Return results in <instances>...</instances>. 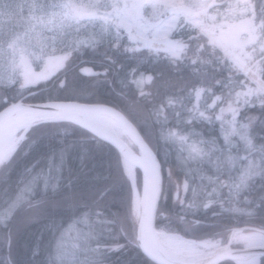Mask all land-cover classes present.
<instances>
[{
	"label": "snow or ice",
	"instance_id": "obj_1",
	"mask_svg": "<svg viewBox=\"0 0 264 264\" xmlns=\"http://www.w3.org/2000/svg\"><path fill=\"white\" fill-rule=\"evenodd\" d=\"M4 3L0 0V5ZM143 6L144 0H17L15 19L24 21L27 28L6 46H0V88L15 87L35 96L36 90L47 91L42 86L66 72L72 60L83 56L88 48L93 53L100 47L123 50L129 54L127 59L135 62L119 83L124 87L136 85L143 96L149 94L143 85L161 77L158 90L163 89V97L154 112L163 119L157 120L160 126L155 135L144 137L142 190L131 181L121 194V169L115 177H105L103 184L96 177L87 197L67 196L63 194L65 189L78 181L80 169L94 158L100 139L72 114L75 109L91 106L92 93L57 95L27 105L31 114L27 133L17 137L0 132V234L5 244L2 264H22L12 253L14 229L36 223H40V235L31 249L32 264H106L109 253L137 240L134 220L142 218L145 199H151L157 208L161 201L167 204L171 200L173 209H178V220L186 224L185 234L210 229L199 242L202 248L197 264H264V80L237 87L238 79L220 74L227 70L218 61H205L203 49H194L178 34H153L149 39L135 31L129 9ZM85 20L98 21L99 30L81 36L79 26ZM33 37L38 49L25 44V38ZM143 47L163 52L165 58L144 68L145 59L139 55ZM41 54L47 57L45 70L33 71L31 58ZM105 59L117 63L114 56L105 55ZM185 60L188 64L184 67L192 66L188 75L182 74ZM158 63H164L173 75L166 77L165 71H155ZM209 63L213 66L210 76ZM118 67L123 69L124 64ZM177 73L181 75L176 77ZM79 74L91 78L107 75V70L100 73L82 62ZM205 76H209L207 81ZM67 86L65 75L57 87L64 90ZM3 103L8 105L7 96ZM238 117L248 123L239 124ZM197 121L206 122L211 129H216L219 122V129L210 140L197 139L189 145L192 137L202 135L195 131ZM249 125L251 135L247 132ZM161 140H179L187 145L188 156L181 158L183 162L197 161L195 170H183V181L174 179L176 171L169 152H161L156 146ZM237 159L244 165L242 170L235 167ZM77 163L79 167H74ZM193 171L200 183L193 180ZM32 173L42 177L43 186L28 181L21 187L22 178ZM117 202L120 207L114 209ZM57 208L59 211H50ZM209 214L214 223H208ZM69 239L73 241L70 247Z\"/></svg>",
	"mask_w": 264,
	"mask_h": 264
},
{
	"label": "trees",
	"instance_id": "obj_2",
	"mask_svg": "<svg viewBox=\"0 0 264 264\" xmlns=\"http://www.w3.org/2000/svg\"><path fill=\"white\" fill-rule=\"evenodd\" d=\"M216 1L215 7L225 8L230 4L235 3L237 0H208ZM256 5L257 20L261 23V32L264 35V0H253ZM204 2H201L199 5H203ZM220 5H223L221 7ZM198 6V5H197ZM185 8L173 9L166 15L172 14L179 11V21L177 27L174 29L173 34H178L183 37L184 40L189 41L192 47L195 49L201 47L203 49L202 58L205 61H218L223 69L227 71L220 72L221 75H232L233 79H238L239 85H245V87L252 86L255 83L244 73V71L239 67V64L235 62L233 53L228 49L221 47L219 44H216L202 29L201 26L194 25L190 19H188V14L183 12ZM125 31L124 29H122ZM88 48V45L84 46ZM164 53H156L152 50H141L139 52L140 56H143L145 59L144 68L153 67V63H156L159 59L165 58ZM264 54V53H260ZM105 55L114 56L117 58V63H111L109 60L105 59ZM129 54L125 53L123 50L120 52H114L111 48L100 47L98 53H93L91 48H88V51L85 52L83 56H77L72 60L68 65L66 72H62L60 75L56 76L49 84L43 85L42 88H46L47 91L36 90L38 94L35 96L30 95L28 92H19L17 88H0V109L6 105L3 103V98L7 96L8 103L26 97L27 100L38 101L45 100L49 97H64L66 95L79 93L81 91H86L92 93L90 97L91 102H103L116 106L124 113H126L140 128L143 135L146 136L149 133L155 135L159 131V124L157 123L158 119H163V117H157L155 115L154 109L159 105L160 100L163 97V89L158 90V85L160 84L161 77H157L155 83L150 84L146 83L143 85L145 93L147 95H140L139 90L136 88V85L127 84V87L122 86L119 83V78L126 74L127 68L134 63L135 61H130L127 59ZM161 55V56H160ZM261 64L259 67V72L262 77H264V57L261 58ZM84 67H93L95 71L103 73L104 70H107V75H99L96 77H82L79 74V68ZM120 63L124 64V68L121 69L118 67ZM47 64V57L41 62H36L37 72L44 71L45 65ZM188 64L185 60L181 64L183 69L182 74L188 75L191 65L184 67ZM207 72L210 74L213 72V66L211 63L207 64ZM198 67V65H197ZM155 71H165V76L173 75L170 69L166 68L164 63H158L154 65ZM67 76L68 86L64 90L58 89L57 85L64 76ZM176 77L181 75V73L175 74ZM209 76H205V81L208 80ZM131 79V77H129ZM127 82V81H126ZM195 103V99H193ZM171 119V116H169ZM239 124H247L248 121L240 119L238 117ZM174 127L173 124L169 125ZM181 129L183 125L180 126ZM219 129V122H217L216 129H211L210 126L205 122L201 123L200 121L196 122L195 131L202 133L200 137H192L188 141V144H192L197 139H203L205 141L210 140L215 137L217 130ZM247 132L249 135L252 134V125H249ZM93 133V132H92ZM88 135L89 133H83ZM100 137V136H99ZM222 138V137H221ZM238 139V138H237ZM259 143V141H255ZM97 147L95 150L94 158L86 161L85 166L80 169L79 179L76 183L73 184L71 189H65L64 195L67 196H84L87 197L90 194L91 186L96 183L95 178L99 177V183H105V177H115L117 173L122 169V184L118 189L121 194H124L127 191L129 182L133 181L131 176H128V170L126 168L125 158L122 153L109 141L100 137L96 141ZM241 147H243V142H240ZM156 146L161 152L168 151L169 159L172 166L175 168L176 176L174 179L180 181L184 180L183 170L191 168L195 170L198 167L196 160H189L186 164L181 159L182 157L188 156L187 145H182L179 140L173 142L171 140L165 142L163 140L156 142ZM204 147V145H200ZM211 148L212 145L207 146ZM233 155H237L233 153ZM244 152L241 151L239 156L242 157ZM74 167H79L78 163ZM235 167L243 169L244 165L241 163L240 159L235 161ZM127 177V179H123ZM192 178L196 183H200L199 176L193 171ZM223 178V177H222ZM28 181H35L39 183L40 186H43L42 177L38 176L37 173H32L27 177L22 178L21 187L24 183ZM136 181L138 187L143 188V172L140 168H136ZM207 183V181H205ZM227 190L225 189V192ZM120 204L117 202L113 205V208H119ZM160 209L164 212V215L161 213L158 218V226L164 227L172 230H178L184 232L186 227L185 223H181L177 218L178 209H173L171 205V200L169 203L165 204L161 201ZM50 211H59V209H50ZM141 219V218H140ZM140 219L134 220L136 224V235L138 237V228L140 224ZM207 221L214 223V219L209 214ZM42 223V222H41ZM239 226H245L243 224ZM67 227V226H66ZM210 231L207 228H201L194 231L191 234L192 236L204 237V233ZM40 235V223L31 224V225H20L18 229H14L13 237V256L14 258L22 262V264H32L30 260L31 249L34 243L37 240V237ZM74 235V233H73ZM45 239H47V234H45ZM73 241L69 239V247ZM139 244V240L131 241L128 246L121 251L109 253L106 257V264H157L151 260L145 252L142 250L141 246H136ZM140 245V244H139ZM4 237L0 234V259L4 258ZM40 259L39 257L37 258ZM2 264V261H0Z\"/></svg>",
	"mask_w": 264,
	"mask_h": 264
},
{
	"label": "rangeland",
	"instance_id": "obj_3",
	"mask_svg": "<svg viewBox=\"0 0 264 264\" xmlns=\"http://www.w3.org/2000/svg\"><path fill=\"white\" fill-rule=\"evenodd\" d=\"M208 0H186L183 12L188 14V19L196 26H201L204 32L221 47L233 53L235 62L245 74L256 83L264 80L259 72L261 61L264 57V35L261 32V23L257 20V12L254 15L251 0H237L225 8L211 11L200 9L206 7ZM204 2L203 5H199ZM198 5V6H197ZM181 6V7H183ZM179 7V8H181ZM176 7L165 0H144V6L133 7L129 13L135 19L134 30L143 32L148 38L153 34H171L177 26L179 11L166 15ZM178 9V8H176ZM217 9V8H216ZM17 0H5L0 5V27L3 35H0V46L7 43L17 34H23L27 28L24 21H17ZM80 27V35L85 36L88 32L98 31L99 22L90 23L85 20ZM123 29V28H122ZM121 29V31H123ZM25 44L29 49H38L39 44L35 37L25 38ZM46 58L43 54L39 58L32 57L31 62ZM128 139L127 135H124Z\"/></svg>",
	"mask_w": 264,
	"mask_h": 264
},
{
	"label": "water",
	"instance_id": "obj_4",
	"mask_svg": "<svg viewBox=\"0 0 264 264\" xmlns=\"http://www.w3.org/2000/svg\"><path fill=\"white\" fill-rule=\"evenodd\" d=\"M189 43V42H188ZM146 47H143L144 49ZM38 102V101H37ZM36 102H29L23 99L14 101L7 105L5 108L0 110V132L4 125L11 119L13 116H21L24 113H28L26 106L34 105ZM81 110H100L105 114L112 116L113 118L122 121L128 125L133 131L137 141L139 142L137 150L132 146L128 141H126L121 136L108 131L98 125L93 124L87 120L82 114ZM74 115L78 116L81 120L85 122L86 127H88L92 132L96 133L98 136L106 139L111 142L118 150L124 155L127 160L133 162L136 166L141 168L144 172L142 160H143V146H144V136L138 126L120 109L116 108L113 105L106 103H93L91 106L75 109L73 111ZM159 208V206H158ZM158 208L154 205L151 199H148L147 209L143 215L141 225L139 228V241L143 251L155 262L159 264H182L175 262L166 256H164L157 249V214ZM239 247V246H236Z\"/></svg>",
	"mask_w": 264,
	"mask_h": 264
},
{
	"label": "bare ground",
	"instance_id": "obj_5",
	"mask_svg": "<svg viewBox=\"0 0 264 264\" xmlns=\"http://www.w3.org/2000/svg\"><path fill=\"white\" fill-rule=\"evenodd\" d=\"M165 2L175 6H182L184 0H165ZM84 117L95 125H98L118 136L124 138L127 134L133 142L136 137L131 128L120 120L103 113L100 110H81ZM31 118V114L24 113L21 116H13L3 127L4 134L14 133L17 137H22L24 130L27 131V123ZM128 169L131 171L133 178L135 177V164L130 160L127 161ZM148 205V199H145V208ZM200 241L186 236L181 233L171 232L169 230H158L157 232V249L167 258L182 264H197L200 259V250L202 245Z\"/></svg>",
	"mask_w": 264,
	"mask_h": 264
},
{
	"label": "flooded vegetation",
	"instance_id": "obj_6",
	"mask_svg": "<svg viewBox=\"0 0 264 264\" xmlns=\"http://www.w3.org/2000/svg\"><path fill=\"white\" fill-rule=\"evenodd\" d=\"M33 71H34V68H33ZM37 71V70H36ZM164 214V213H163ZM208 223H210L209 221H208Z\"/></svg>",
	"mask_w": 264,
	"mask_h": 264
}]
</instances>
